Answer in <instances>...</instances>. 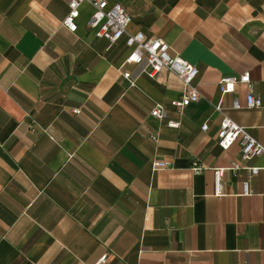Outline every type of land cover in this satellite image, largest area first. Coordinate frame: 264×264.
Here are the masks:
<instances>
[{"label": "crops", "instance_id": "obj_1", "mask_svg": "<svg viewBox=\"0 0 264 264\" xmlns=\"http://www.w3.org/2000/svg\"><path fill=\"white\" fill-rule=\"evenodd\" d=\"M118 2L130 33L160 38L197 66L201 99L173 107L180 80L124 64L130 48L93 36L88 4L71 32L64 0H0V264H95L103 255L107 264H264V170L250 179L251 195L242 194L246 170L225 171L220 196L211 170L264 167V154L240 162L238 141L217 145L221 115L211 107L220 103L264 145V0ZM244 72L259 108H245L244 84L221 95L220 79ZM154 103L164 121L150 116ZM156 160L170 166L153 171Z\"/></svg>", "mask_w": 264, "mask_h": 264}, {"label": "built area", "instance_id": "obj_2", "mask_svg": "<svg viewBox=\"0 0 264 264\" xmlns=\"http://www.w3.org/2000/svg\"><path fill=\"white\" fill-rule=\"evenodd\" d=\"M67 3L68 11L62 19L61 24L69 31H76V18L79 15V9L83 4H88L92 8V14L87 21V28L92 31L96 38L106 39L109 47L123 39L125 45L130 48L124 64L136 65L139 67V74L146 75L154 79L160 72H168L175 75L183 85L182 96L179 100L171 101V105L178 110L197 102L201 99L195 79L198 75L196 65L178 57L171 56L169 46L160 38L147 37L142 32L130 33L128 25L130 16L118 2V0H64ZM122 77L128 82L129 86H134L136 76L129 72H122ZM238 84H244L247 87L245 96V108H259L263 105L262 98L256 95L252 89V81L249 72H244L238 76H229L220 79L218 87L221 95L234 93ZM214 112L221 115L218 129L216 132L217 145L223 150H228L235 142L240 146V162H248L254 157L264 154V145L258 141L246 127L237 125L224 111L220 103L211 105ZM232 108L240 109L241 105L235 98L232 102ZM74 113H79L80 109H73ZM149 114L159 121L166 119V110L163 104L154 103ZM166 126L169 128H179L180 122L167 120ZM208 129L207 123L201 125V130ZM151 140L158 142V134L150 133ZM170 166L168 161L156 160L151 164L153 171L166 169ZM191 171L199 174L205 167L197 160L193 161ZM264 167H249L240 165L237 162H231L228 167L212 168L214 177V194L220 196L222 193V182L225 171L237 173L240 170H246L248 176L242 181V194L251 195L252 189L250 179L255 177ZM106 255L101 256L95 264H107Z\"/></svg>", "mask_w": 264, "mask_h": 264}]
</instances>
